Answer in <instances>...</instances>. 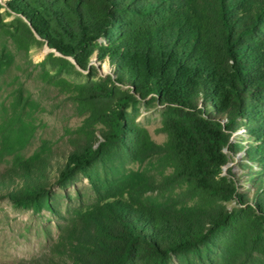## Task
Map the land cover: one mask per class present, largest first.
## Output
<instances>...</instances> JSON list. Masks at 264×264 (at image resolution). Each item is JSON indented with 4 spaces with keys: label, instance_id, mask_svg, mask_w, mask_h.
Wrapping results in <instances>:
<instances>
[{
    "label": "trees",
    "instance_id": "obj_1",
    "mask_svg": "<svg viewBox=\"0 0 264 264\" xmlns=\"http://www.w3.org/2000/svg\"><path fill=\"white\" fill-rule=\"evenodd\" d=\"M4 39L51 50L38 77L82 118L66 150L45 142L26 157L42 109L18 78L0 99V157L23 178L0 193L45 207L58 158L57 183L82 174L96 196L62 231L65 264H264V0H7ZM14 64L1 43L0 94ZM148 98L164 108L162 144L129 116ZM237 134L261 169L253 193L229 168Z\"/></svg>",
    "mask_w": 264,
    "mask_h": 264
},
{
    "label": "rangeland",
    "instance_id": "obj_2",
    "mask_svg": "<svg viewBox=\"0 0 264 264\" xmlns=\"http://www.w3.org/2000/svg\"><path fill=\"white\" fill-rule=\"evenodd\" d=\"M7 0H0L5 5ZM3 8L2 13L6 14ZM14 15H8L6 22L12 21ZM13 53L15 64L2 79L0 99L8 104L14 89L15 81L22 83L25 90L31 94L41 107L42 111L35 114V130L33 137L24 151L29 157L43 143H49L53 149L60 151L68 147L69 130L77 128L82 121L75 113L74 107L68 98L57 89L40 81L38 75L42 71L41 63L51 52L46 45L35 46L29 54L18 51L8 39L0 40ZM111 71L109 62L102 65L97 73V79H104ZM74 81H85L83 76H74ZM164 108L149 102V98L140 101L128 109L129 116L150 132L153 140L162 144L166 135L161 132L162 114ZM0 111V123H1ZM1 141V138H0ZM233 143L243 146V150L234 155L229 168L239 177L243 191L254 192L250 173L257 172L260 166L257 163L247 162L242 158L248 149L250 140L247 136L235 135ZM12 158L0 157V186L13 189L22 184V175L13 170ZM58 158L51 159L49 168L42 175H47L45 187L49 191L47 205L41 209L33 206L16 204L0 193V264H65L61 258L64 251L61 245L63 229L66 228L74 211L86 207L95 201V194L89 181L78 175L66 186L57 183V173L54 172L62 163ZM137 165L128 164V169H138ZM234 207V203L230 204Z\"/></svg>",
    "mask_w": 264,
    "mask_h": 264
},
{
    "label": "water",
    "instance_id": "obj_3",
    "mask_svg": "<svg viewBox=\"0 0 264 264\" xmlns=\"http://www.w3.org/2000/svg\"><path fill=\"white\" fill-rule=\"evenodd\" d=\"M47 47V46H46ZM48 48V47H47Z\"/></svg>",
    "mask_w": 264,
    "mask_h": 264
}]
</instances>
